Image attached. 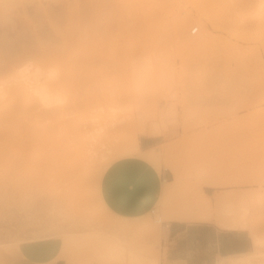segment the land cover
Segmentation results:
<instances>
[{
    "label": "rangeland",
    "instance_id": "rangeland-1",
    "mask_svg": "<svg viewBox=\"0 0 264 264\" xmlns=\"http://www.w3.org/2000/svg\"><path fill=\"white\" fill-rule=\"evenodd\" d=\"M2 1L0 264L20 241L50 235L69 239L67 264H117L127 236L145 238L159 261L163 224L186 201L181 195L217 172L228 183L207 189L220 201L203 212L244 217L251 236L264 240V0H234L237 9L221 13L229 16L224 25L198 14L190 0H177L179 7L158 18L170 27L174 17L192 16L180 37L169 27V36H146L142 28L125 34L97 22L86 46L74 38L81 28L70 25L85 0ZM245 3L255 9L246 11ZM196 26L206 36L190 46L185 40L201 32L191 31ZM19 70L31 79L26 92L14 88ZM32 87L48 88V96ZM152 123L159 130L154 143L136 148L134 138L145 135L138 127ZM148 153L157 167L181 166L182 188L169 194L167 184L154 214L111 213L98 193L103 170L116 158ZM261 248L254 264H264Z\"/></svg>",
    "mask_w": 264,
    "mask_h": 264
},
{
    "label": "crops",
    "instance_id": "crops-1",
    "mask_svg": "<svg viewBox=\"0 0 264 264\" xmlns=\"http://www.w3.org/2000/svg\"><path fill=\"white\" fill-rule=\"evenodd\" d=\"M156 136L139 137L142 149L150 147ZM167 167H157L147 159L131 154L114 159L103 170L98 193L107 209L121 217L136 218L150 212L161 201L163 188L171 180ZM216 180L217 184L204 183L203 192L215 206L218 194L209 196L208 188L227 184L217 172L204 180ZM166 215H169L167 210ZM198 219L169 220L163 224L159 264H216L228 255L247 253L252 249V236L245 225L223 226V218L198 211ZM217 217V216H216ZM63 239L50 235L22 240L13 248L5 264H67L59 258Z\"/></svg>",
    "mask_w": 264,
    "mask_h": 264
},
{
    "label": "bare ground",
    "instance_id": "bare-ground-1",
    "mask_svg": "<svg viewBox=\"0 0 264 264\" xmlns=\"http://www.w3.org/2000/svg\"><path fill=\"white\" fill-rule=\"evenodd\" d=\"M15 1H17V0H3L2 4L4 5V2H5V4L6 3L9 4V3H12ZM190 1L195 6L198 14L199 13L201 15L204 14L205 17L207 16L206 18H209L211 20L214 18V16L218 17V19L220 17L221 18L225 17L224 14H222L223 15V17H222V15H221V13H223L222 11H225V14H226V12L231 7L233 8V6L235 5V4L232 5L234 3V0H190ZM250 1H252V0H250ZM256 1L258 2V0H255V2ZM240 2H242V1H240ZM245 2H246V0H245ZM240 5H241V3H240ZM244 5H245V9H247L246 11H249L251 6L249 8H247L246 3ZM244 5H242V6H244ZM169 6H171L172 8L173 7L176 8V6L179 7V2L177 0H85L84 4L82 6H78L79 11L77 14H75V13L70 14V25L72 26V25L76 24L77 26H79L81 28L82 32H78L76 34L77 37H74V38L80 39L78 44L82 43L84 46H86L89 43V40L86 37H89L91 35V33H90L91 26H93L97 22H100L103 26H105V28H104L105 30H109L111 27H113V28L118 27L119 29L123 30L125 34L128 33V30L136 31V30L142 28L143 35L146 33V36H149V34L151 32L153 33L155 31H157V33L165 31L166 36H169V28H170L171 29L170 34L172 36L180 37L183 34L185 27L194 18L192 16H190L189 14H186L182 17L181 16L179 17V15H178V17L176 16L171 20L170 27H169V22H166V20H164V19L158 18L159 15H161L163 12H166L169 9ZM256 6H257V4H256ZM251 8H253V6ZM233 9H237V8L234 7ZM253 9H255V7ZM229 12L232 13L233 10H232V12L231 11H229ZM234 12H236V11H234ZM227 14H228V12H227ZM234 14H236V13H234ZM228 17H226L227 20L226 19H224V20L228 21L229 20ZM235 17H236V15H235ZM232 18H233V16H232ZM222 20L223 19H221L220 23H222V25H224ZM198 24H199V22L196 25H198ZM199 26H200V24H199ZM199 26H196V29H198ZM199 30H201V32L199 31L198 32L199 34L197 36H195V37L189 36L185 40V42L188 45L192 46V45L198 43L199 39L201 37H203V39H204V37L206 35L204 34L205 32L202 31L203 28H200ZM257 30H258V28H257ZM63 35L65 37L68 35L72 36L73 34L71 32H66V33H63ZM68 39L71 41H74V39L72 37H69ZM135 39H138V37L135 36ZM206 39H207V37H206ZM38 45L40 46L39 42H38ZM42 46H43L44 50L49 49L46 45L41 44V47ZM25 48H27V47H25ZM25 48H24L23 52L25 51ZM28 49H30V48H28ZM43 53L45 55H47V53H49V52L45 51ZM79 54H81V52H79ZM26 68H27V65H25L23 67V70ZM23 70H21V71L19 70L18 74L20 73V75H19L20 79L18 78L19 81L17 80L18 82L16 85L14 84L15 85L14 88H16V89L18 88L21 91L26 92L27 88L29 87V83H30L29 80H31V79L29 78V76L27 74L24 75V73L22 72ZM134 76L136 77V75H134ZM137 77L141 78V82L143 81L142 79H144V76L140 77L137 75ZM14 80H16V78ZM143 82L144 83L142 86H144L146 81H143ZM134 83H136V82H134ZM43 86H45V84H43ZM137 86L140 87V85H137ZM137 86H136V88H137ZM46 87H47V85H46ZM46 87H44V88H46ZM40 88H39V91L37 89H36L37 91L36 90L35 91L37 93L39 92V95L44 99L46 96H48L46 92L48 91V93H49V89L46 88L47 91H45V90H43L44 88H42V89H40ZM32 90H33V87H32ZM35 91L33 90L31 92H35ZM51 92L53 93V91H51ZM51 94H49V95L51 96ZM37 95L35 94V96H37ZM55 96H56V93H55ZM41 97H40V99H41ZM49 97H47V98L49 99ZM52 97H54V93H53ZM50 99H49V101H50ZM42 101H44V100H42ZM45 104H48V103H45ZM138 129L140 130V132L142 134L150 135V136L159 133L158 127L155 123H152L151 125L142 124V126L138 127ZM177 142L174 143V146L172 149L176 150V147H178ZM179 143H181V142H179ZM134 144H135L136 148H139V142H138L137 137L134 138ZM165 149H167V147H165ZM146 150H148V149H146ZM170 150H171V144H169V151ZM149 153H148V155H144L141 157L148 159ZM168 162H170V161H168ZM165 166H169L167 168H169V170L172 173V178H171V180H169V183H167L169 186V194L171 192H178L183 186V175L181 172L182 171L181 166L172 164L171 162L169 163V165H165ZM200 173L201 172H199V175H200ZM200 178L202 179L201 176L199 177V179ZM205 182L212 184V185L217 184L216 180H213V179L203 180L202 179V181H200V184L197 185V188L193 192H190V190H189L186 193L187 195H185V194L181 195V196H185L184 199L186 201H184V204L180 205L179 208L177 207V205L174 206V208H173L174 212L171 215H169V220L198 219L199 218V213H198L199 209L200 210H204V209L209 210L210 209V200H209L208 196L203 192V189H202V185ZM193 188H195V187L193 186ZM191 190H193V189H191ZM181 196H180V199H181ZM237 197H235L236 200L233 201L234 203L231 201L232 199L229 200L227 198L229 201L232 202V203L230 202L234 206V207L233 206L232 207L236 208V209H238V207H239V206L235 207V203H237V202H235V201H237ZM255 197H257V196H255ZM256 199H258V198H256ZM241 200H242V198H241ZM219 201H220V197H217L215 200V206H218ZM182 202H183V200L181 201V203ZM240 204H242V203H240ZM226 206H227V203H226ZM228 208H230V206ZM230 210H232V208ZM232 211H234V212H232ZM232 211H231V214L237 213V212H235V210H232ZM226 217H227V215H226ZM226 217L224 218L223 221H220V223L223 226L235 227L237 225H245L244 217L240 216L241 218H243L241 220H240V218L238 219L239 215H238V217L232 216L230 219H226ZM159 221H161V217H159ZM100 235L103 236L104 234H100ZM120 237L121 236H119V238ZM120 240H119L120 242L123 241L124 243H122L121 246L118 247L120 252L117 256V258H118L117 264H159L157 257H155L153 255L151 247L147 243L145 238H142L139 236L138 237H136V236L135 237H133V236L128 237L127 236L125 238L122 237V239H120ZM252 243L256 249V251H252L253 253H251V251H250L247 253L239 254L235 258L233 257V255L223 256L221 258H227L228 260L227 261L224 260L225 261L224 263L220 262L219 264H254L253 263V261H254L253 256L254 255L257 256V254H255L254 252L257 253V251L260 250L259 247L261 248V246L264 245V240L262 241L260 237H258L257 235H253L252 236ZM17 244H16L15 248L17 247ZM117 245H118V243H117ZM119 245H120V243H119ZM69 248H70V242H69V239L66 238L63 240L62 247H61V250L59 253V257L69 260ZM261 249H263V248H261ZM260 258H259V261L261 260ZM263 259H264V257H263ZM68 264H70V263L68 262Z\"/></svg>",
    "mask_w": 264,
    "mask_h": 264
},
{
    "label": "built area",
    "instance_id": "built-area-1",
    "mask_svg": "<svg viewBox=\"0 0 264 264\" xmlns=\"http://www.w3.org/2000/svg\"><path fill=\"white\" fill-rule=\"evenodd\" d=\"M197 29L196 28H193L191 31L192 32H195ZM152 214H154L155 213V209L153 208V209H151V211H150Z\"/></svg>",
    "mask_w": 264,
    "mask_h": 264
}]
</instances>
